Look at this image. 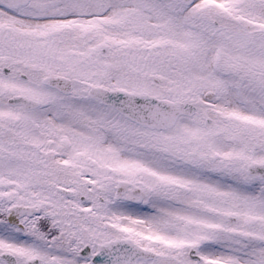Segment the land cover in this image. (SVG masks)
<instances>
[{
	"label": "snow or ice",
	"instance_id": "1",
	"mask_svg": "<svg viewBox=\"0 0 264 264\" xmlns=\"http://www.w3.org/2000/svg\"><path fill=\"white\" fill-rule=\"evenodd\" d=\"M0 264H264V0H0Z\"/></svg>",
	"mask_w": 264,
	"mask_h": 264
}]
</instances>
